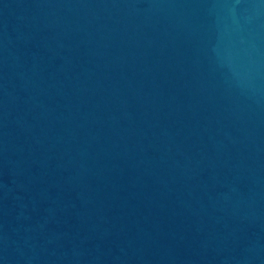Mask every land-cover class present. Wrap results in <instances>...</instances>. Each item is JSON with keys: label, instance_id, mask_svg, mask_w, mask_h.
Instances as JSON below:
<instances>
[{"label": "water", "instance_id": "water-1", "mask_svg": "<svg viewBox=\"0 0 264 264\" xmlns=\"http://www.w3.org/2000/svg\"><path fill=\"white\" fill-rule=\"evenodd\" d=\"M0 264H264V0H0Z\"/></svg>", "mask_w": 264, "mask_h": 264}]
</instances>
